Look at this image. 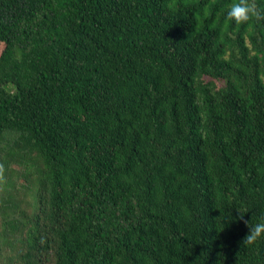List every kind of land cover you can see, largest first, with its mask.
Masks as SVG:
<instances>
[{
    "label": "trees",
    "instance_id": "1",
    "mask_svg": "<svg viewBox=\"0 0 264 264\" xmlns=\"http://www.w3.org/2000/svg\"><path fill=\"white\" fill-rule=\"evenodd\" d=\"M231 2L0 0V264H264V21Z\"/></svg>",
    "mask_w": 264,
    "mask_h": 264
},
{
    "label": "clouds",
    "instance_id": "2",
    "mask_svg": "<svg viewBox=\"0 0 264 264\" xmlns=\"http://www.w3.org/2000/svg\"><path fill=\"white\" fill-rule=\"evenodd\" d=\"M226 22H234L237 25L248 24L252 21H264V8H261L256 0H232L226 10ZM249 228V232L243 238L242 243L247 246L255 245L261 238H264V223H257L250 226L244 219V214L239 217Z\"/></svg>",
    "mask_w": 264,
    "mask_h": 264
}]
</instances>
